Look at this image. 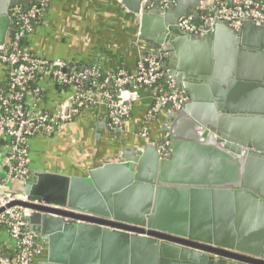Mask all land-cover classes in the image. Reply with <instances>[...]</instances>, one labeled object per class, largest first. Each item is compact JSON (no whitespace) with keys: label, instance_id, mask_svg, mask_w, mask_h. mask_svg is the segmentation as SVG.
Returning a JSON list of instances; mask_svg holds the SVG:
<instances>
[{"label":"water","instance_id":"1","mask_svg":"<svg viewBox=\"0 0 264 264\" xmlns=\"http://www.w3.org/2000/svg\"><path fill=\"white\" fill-rule=\"evenodd\" d=\"M40 1L0 0V47L12 9ZM151 1L121 3L187 97L161 118L168 157L159 143L85 176L39 172L11 206L34 211L47 264H264V23L194 36L180 20L206 15L210 0Z\"/></svg>","mask_w":264,"mask_h":264},{"label":"built area","instance_id":"2","mask_svg":"<svg viewBox=\"0 0 264 264\" xmlns=\"http://www.w3.org/2000/svg\"><path fill=\"white\" fill-rule=\"evenodd\" d=\"M157 2L164 10L171 4L170 0H153L149 7ZM46 6L47 0H43L30 7H14L15 31L6 47H0V61L8 66L7 87L0 91V142L7 151L0 175V264H36L46 249L44 242L37 240L31 230L30 218L34 211L20 205L11 206L28 201L25 188L33 180L29 143L34 136L39 133L53 136L63 125L74 123L84 110L98 106L108 109L109 126L122 131L124 121L142 101L144 93H148L150 105L138 133L146 140L150 138L152 124L160 116L181 112L187 102L184 92L178 89L168 70L153 54H141L135 72L122 68L105 71L98 65L79 69L65 60L37 56L28 48L26 40L34 32ZM246 18L264 23V0L220 3L209 7L208 13L198 18L193 15L182 17L180 27L199 36L213 30L219 21L239 30ZM38 79L40 86L30 91L29 84ZM44 80L66 90V96L55 112L35 109L44 95L41 87ZM160 82L163 85L158 87ZM160 143V154L166 158L170 145L167 132L163 133ZM14 183L20 188H12ZM1 234H7L15 244V256L5 252L10 247H4Z\"/></svg>","mask_w":264,"mask_h":264},{"label":"crops","instance_id":"3","mask_svg":"<svg viewBox=\"0 0 264 264\" xmlns=\"http://www.w3.org/2000/svg\"><path fill=\"white\" fill-rule=\"evenodd\" d=\"M121 1L47 0L42 18L27 39V46L37 56L49 60L98 65L105 71L123 68L135 72L140 55L151 54L149 48L154 45H150L147 38H140L135 15L129 13ZM230 1L210 0L209 3L214 7ZM153 29L154 25L150 31ZM160 35L158 32V37ZM7 80L8 66L0 61V91L7 87ZM41 87L44 96L35 109L57 111L66 90L49 80L41 81ZM149 105L148 93H144L120 132L109 126L108 109L98 106L84 110L74 123L63 125L53 136L37 134L29 143L32 178L39 172L85 176L98 166L120 161L129 154L130 148L144 150L149 145L159 144L156 136L164 126L162 116L152 124L150 144L138 135ZM145 153L146 149L143 156ZM6 154L0 142V175ZM12 188L20 186L14 183ZM1 242L6 249L10 247L9 254L14 253L15 244L7 234H1ZM45 248L36 264H47V245Z\"/></svg>","mask_w":264,"mask_h":264},{"label":"trees","instance_id":"4","mask_svg":"<svg viewBox=\"0 0 264 264\" xmlns=\"http://www.w3.org/2000/svg\"><path fill=\"white\" fill-rule=\"evenodd\" d=\"M11 39H12V34L10 35V37L8 38V42H10L11 41ZM26 44H27V40H26ZM77 65V67L79 68V69H83V68H85V67H88V66H90V65H80V64H76ZM123 69V68H122ZM163 85V83L162 82H160L157 86L158 87H160V86H162ZM40 86V82H39V79L38 80H36V81H33V82H31L30 84H29V86H28V88H29V90L30 91H32V90H34L35 88H37V87H39ZM110 89H111V87H109ZM6 89V88H5ZM63 89V88H62ZM44 96V95H43ZM128 119H130V117L128 118ZM127 119V120H128ZM125 122H126V120L124 121V124H125ZM123 128H124V125H123ZM8 255H10V256H15V254L14 253H12V254H9V251H5Z\"/></svg>","mask_w":264,"mask_h":264},{"label":"flooded vegetation","instance_id":"5","mask_svg":"<svg viewBox=\"0 0 264 264\" xmlns=\"http://www.w3.org/2000/svg\"><path fill=\"white\" fill-rule=\"evenodd\" d=\"M163 124H165V123H163ZM163 129H164V126L162 127V131H160L158 134H157V140H158V142L160 143L161 141H162V139H163V134H162V132H163Z\"/></svg>","mask_w":264,"mask_h":264}]
</instances>
